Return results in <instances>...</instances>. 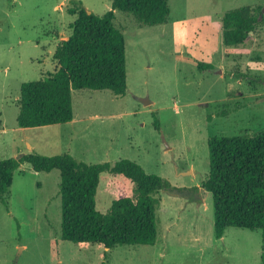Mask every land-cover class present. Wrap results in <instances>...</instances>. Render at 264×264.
Segmentation results:
<instances>
[{"label":"rangeland","instance_id":"374dc122","mask_svg":"<svg viewBox=\"0 0 264 264\" xmlns=\"http://www.w3.org/2000/svg\"><path fill=\"white\" fill-rule=\"evenodd\" d=\"M111 1L0 0V160L29 152L89 164L125 158L182 189L155 194L153 244L79 246L61 238L59 170L24 162L0 199V264H261L260 230L230 226L215 237L212 196L200 183L209 138L264 131V21L237 46L224 44L221 26L231 9L264 14V0H168V21L152 26L116 10L125 94L72 90L71 121L16 125L20 84L56 68L52 53L76 17L67 9L81 4L102 15ZM125 193L119 176L103 172L97 210Z\"/></svg>","mask_w":264,"mask_h":264},{"label":"trees","instance_id":"16d2710c","mask_svg":"<svg viewBox=\"0 0 264 264\" xmlns=\"http://www.w3.org/2000/svg\"><path fill=\"white\" fill-rule=\"evenodd\" d=\"M116 10L132 14L140 25L147 26L166 23L169 17L168 0H112L111 8L102 15L87 13L81 4L68 8L67 12L76 17L69 24L70 35L52 53L56 68L38 80L20 84L18 127L71 121L72 90L107 89L116 95L125 94V41L113 22ZM261 10L243 6L226 11L221 20L224 44H243L264 21ZM207 145L209 172L200 185L212 196L214 235L221 238L230 226L260 230V260L264 264V131L211 137ZM24 162L34 171L59 170L61 238L79 246L97 244L106 249L153 244L160 201L155 194L182 189L125 158L112 164H89L69 153L46 156L29 152L0 160L3 203L14 172ZM103 172L119 176L126 190L112 200L104 213L97 210L95 198Z\"/></svg>","mask_w":264,"mask_h":264},{"label":"water","instance_id":"95a60500","mask_svg":"<svg viewBox=\"0 0 264 264\" xmlns=\"http://www.w3.org/2000/svg\"><path fill=\"white\" fill-rule=\"evenodd\" d=\"M87 13H90V11L87 10ZM167 191H168V192H172V194H176V193L174 192V190H172V191L167 190ZM177 194H179V193H177Z\"/></svg>","mask_w":264,"mask_h":264}]
</instances>
